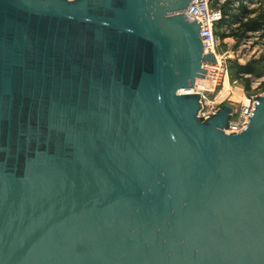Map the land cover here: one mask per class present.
<instances>
[{
  "label": "water",
  "instance_id": "95a60500",
  "mask_svg": "<svg viewBox=\"0 0 264 264\" xmlns=\"http://www.w3.org/2000/svg\"><path fill=\"white\" fill-rule=\"evenodd\" d=\"M191 1L0 0V264H264V94L199 116Z\"/></svg>",
  "mask_w": 264,
  "mask_h": 264
},
{
  "label": "rangeland",
  "instance_id": "374dc122",
  "mask_svg": "<svg viewBox=\"0 0 264 264\" xmlns=\"http://www.w3.org/2000/svg\"><path fill=\"white\" fill-rule=\"evenodd\" d=\"M213 4L216 7L223 6L227 21L231 19V14L237 12L243 13L244 22L264 13V0H215ZM229 24L218 26L217 30L220 39L218 52L229 59L228 80L209 96L211 99L215 97L216 108L221 104H227L238 111L249 98L264 94V31L247 32L242 37L238 30V22L233 21ZM254 60L257 61L254 73H237L238 66Z\"/></svg>",
  "mask_w": 264,
  "mask_h": 264
},
{
  "label": "built area",
  "instance_id": "2783aa9c",
  "mask_svg": "<svg viewBox=\"0 0 264 264\" xmlns=\"http://www.w3.org/2000/svg\"><path fill=\"white\" fill-rule=\"evenodd\" d=\"M215 2V0H214ZM213 0H192L189 5L181 12L190 21H197L200 25L199 36L204 47V53H211L214 56L213 62H203L202 66L206 69L204 77H207V87L202 88L199 92L201 109L199 116L207 118L210 114L214 113L217 108L215 107L216 99L210 98V94L214 92L219 86L223 85L228 80V57L224 54H219L218 44L220 42L217 30L219 23L224 18L221 7L215 6ZM208 67V68H206ZM208 75V76H207ZM214 76V77H212ZM203 77V79H204ZM197 84V83H196ZM195 84V92L196 85ZM220 95V94H219ZM249 98L245 105L237 111L233 108L232 118L229 122V127L226 130L229 132H239L248 123L249 116L251 115L254 107L255 100Z\"/></svg>",
  "mask_w": 264,
  "mask_h": 264
},
{
  "label": "trees",
  "instance_id": "16d2710c",
  "mask_svg": "<svg viewBox=\"0 0 264 264\" xmlns=\"http://www.w3.org/2000/svg\"><path fill=\"white\" fill-rule=\"evenodd\" d=\"M224 15V18L222 21L219 23V26H224V25H230V22H238V30L240 31V36H245L247 32H257V31H264V13L258 14L254 18H252L249 21L244 22L243 18L244 15L241 12L233 13L230 15V20H226L224 11H223V6H220ZM237 36V35H236ZM257 64V61H251L248 64L238 66V72L237 73H254L255 71V65ZM230 69V65H229ZM263 88H264V83H263Z\"/></svg>",
  "mask_w": 264,
  "mask_h": 264
},
{
  "label": "bare ground",
  "instance_id": "6f19581e",
  "mask_svg": "<svg viewBox=\"0 0 264 264\" xmlns=\"http://www.w3.org/2000/svg\"><path fill=\"white\" fill-rule=\"evenodd\" d=\"M204 68V67H203ZM206 68H208V67H206ZM205 69V68H204ZM204 75H205V73H204ZM208 76V75H207ZM204 77V76H203ZM212 77H214V76H212ZM208 78L207 77H204V79L203 78H201V79H198L197 81H196V92L197 93H199L198 91H200L202 88L204 89V88H206L207 87V82H211L210 80H207ZM191 91V90H190ZM192 92H195V88H193V91Z\"/></svg>",
  "mask_w": 264,
  "mask_h": 264
}]
</instances>
